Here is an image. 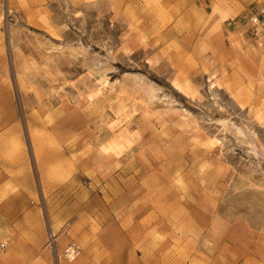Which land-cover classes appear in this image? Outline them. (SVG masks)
<instances>
[{"label": "rangeland", "instance_id": "rangeland-1", "mask_svg": "<svg viewBox=\"0 0 264 264\" xmlns=\"http://www.w3.org/2000/svg\"><path fill=\"white\" fill-rule=\"evenodd\" d=\"M259 1L0 0V264H264Z\"/></svg>", "mask_w": 264, "mask_h": 264}, {"label": "built area", "instance_id": "built-area-1", "mask_svg": "<svg viewBox=\"0 0 264 264\" xmlns=\"http://www.w3.org/2000/svg\"><path fill=\"white\" fill-rule=\"evenodd\" d=\"M246 21L255 29L264 32V0L257 2L246 14Z\"/></svg>", "mask_w": 264, "mask_h": 264}, {"label": "crops", "instance_id": "crops-1", "mask_svg": "<svg viewBox=\"0 0 264 264\" xmlns=\"http://www.w3.org/2000/svg\"><path fill=\"white\" fill-rule=\"evenodd\" d=\"M245 25H248L249 27H248V29L250 30V31H254V28L249 24V23H247V24H245ZM175 82H177V84H180V85H183L182 84V82L181 81H179V80H177L176 79V81ZM187 83V82H186ZM186 83H184V84H186ZM188 84V83H187ZM189 85V84H188ZM176 87V86H175ZM190 89H191V87H189ZM177 89V88H176ZM178 90V89H177ZM179 91V90H178ZM180 93H182V92H180ZM183 94V93H182ZM244 254V253H243Z\"/></svg>", "mask_w": 264, "mask_h": 264}, {"label": "bare ground", "instance_id": "bare-ground-1", "mask_svg": "<svg viewBox=\"0 0 264 264\" xmlns=\"http://www.w3.org/2000/svg\"><path fill=\"white\" fill-rule=\"evenodd\" d=\"M184 90H185V88H184ZM256 147H257V149L259 150L258 146H256Z\"/></svg>", "mask_w": 264, "mask_h": 264}]
</instances>
